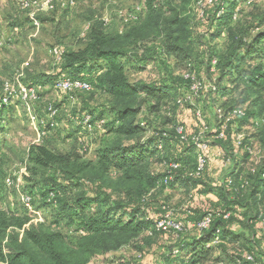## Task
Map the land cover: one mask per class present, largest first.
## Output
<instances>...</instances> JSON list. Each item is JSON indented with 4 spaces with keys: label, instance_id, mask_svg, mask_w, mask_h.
I'll return each mask as SVG.
<instances>
[{
    "label": "trees",
    "instance_id": "1",
    "mask_svg": "<svg viewBox=\"0 0 264 264\" xmlns=\"http://www.w3.org/2000/svg\"><path fill=\"white\" fill-rule=\"evenodd\" d=\"M172 1L143 0L144 20L122 33L108 32L103 25L91 27L83 48L64 53L58 75L40 81L54 87L60 78L90 83L93 89L108 95L111 103L97 117L93 110L84 113L77 118L78 123L84 115L99 121L110 114L112 121L105 120L102 130L106 133L92 160H86L79 147L68 153L56 152L46 145L29 148L31 175L27 182L34 183L39 175L48 174L40 190L44 206L51 211V225L47 226L46 221L34 224L28 216L0 210V264H89L93 258L137 240L144 239L152 246L156 237L170 231L178 234L177 240L164 252L162 264H256L264 260V232H257L264 208V21L247 29H235L229 24L237 20L241 4L248 0H221L211 19L218 22L220 29L211 37L215 40L225 33L226 43L223 50L216 51L210 46L204 48L203 36L195 38L185 13V0L180 9L173 7ZM150 45H156L155 53L160 57L148 53ZM152 63L160 68L159 82H131L130 72H143ZM186 74L195 75L205 84L214 82L217 90H203L194 98L195 105H179L180 99L191 94L193 82L185 78ZM38 82L30 81L31 88ZM238 91L239 106L223 105L218 109L228 113L244 109L242 106L248 103L251 109H244L245 116L238 118L226 139H218L221 125L217 112L211 124L209 108L218 101L229 102ZM3 99L0 98V113L10 106L4 105ZM197 109L202 111V117H197ZM185 112L197 120L192 132L181 120ZM248 122L254 133L237 146L236 138ZM206 127L209 130L205 137L210 141L208 164L196 177L191 175L197 163L192 139ZM54 129L48 123L45 131ZM80 133L81 124L70 135L78 144ZM255 142L261 144L263 152L261 161L249 169L247 165L254 156L249 149L255 151ZM217 146L224 165L228 161L230 165L218 181H212L207 171L212 148ZM156 163L164 165L166 171L155 173L152 166ZM171 163L180 168L171 173L168 189H184L192 202L208 194L218 199L209 200L203 209H195L191 203L185 207L184 218L179 220L188 230L184 236V230L176 233L156 229L166 205L153 207V196L156 191L168 190L163 181L170 175ZM36 187L31 185L26 193L32 197V204ZM209 213L213 215L211 226L199 231L196 225ZM61 223L73 231L77 227L76 245L56 230ZM248 256L253 261H248Z\"/></svg>",
    "mask_w": 264,
    "mask_h": 264
},
{
    "label": "rangeland",
    "instance_id": "2",
    "mask_svg": "<svg viewBox=\"0 0 264 264\" xmlns=\"http://www.w3.org/2000/svg\"><path fill=\"white\" fill-rule=\"evenodd\" d=\"M169 1V0H166ZM208 3V0H185V13L190 17V27L196 39L203 36V41L216 51L225 47L226 34L223 33L218 39L211 35L219 28L218 22L211 19L216 14L217 7L221 0ZM182 0H173V7H182ZM136 8L140 9V21L145 18L143 0H81L77 7L60 15L45 17L39 27H35L27 12L19 7L18 0H0V98L8 97L9 108L0 113V210L18 216H28L32 223L38 224L46 221L47 226L51 225V211L44 206L41 186L45 184L48 174H41L37 180L27 182L31 175L29 172L28 152L32 145H46L50 149L68 153L77 150L79 147L81 155L86 160L95 157L96 149L101 137L106 130H101L94 137L87 136L88 144L86 152H82L75 137L70 136L78 129L77 118L89 110L97 113L110 106V98L99 89H93L89 93L78 92L66 95L58 91L50 82L44 85L43 79H49L58 75L61 64L53 57L54 49L58 48L64 53L77 51L85 45L91 27H103L111 33L124 32L137 23H130L128 15ZM236 21L229 24L235 29H247L251 25L264 21V0H248L243 2L238 12ZM264 31V25L262 27ZM158 45V44H156ZM156 45H150V52L155 57ZM198 48V47H197ZM154 49V50H153ZM172 64V60L171 63ZM132 82L156 83L161 80L160 68L152 63L143 72H130ZM39 81L33 86L36 91L35 98L31 97L30 81ZM208 81V80H207ZM208 85V84H207ZM39 93V95H38ZM239 91L229 102L218 101L211 104L209 116L211 124L216 120V112L220 106L225 108L239 106ZM226 103V105H225ZM50 106H56L58 114L54 130L45 131L40 129V121L49 114ZM244 109H251V103L245 104ZM254 110V107H253ZM188 121L197 122L193 114L186 115ZM105 120L111 123L112 117L107 114ZM240 131V135L248 137L254 133L252 123L248 122ZM69 135V136H68ZM255 153L249 169L261 161L262 147L255 142ZM227 164L224 169H227ZM155 173H163L166 167L159 163L152 166ZM36 184L37 192L34 193V204L31 207L23 201V196L31 185ZM91 191V190H90ZM153 207L165 204L167 210L173 212L172 217L179 221L184 217V209L192 200L184 189L178 191L165 190L156 191L153 196ZM264 205V204H262ZM263 207V206H262ZM264 219V208L262 210ZM261 220V222H262ZM261 222L257 225V232L262 235ZM57 228V229H56ZM56 230L66 235L71 245H76L79 237L75 231L77 227H69L61 223ZM74 232V233H73ZM183 236L188 230L183 231ZM177 235L170 231L153 240V245L148 246L144 239L137 240L129 246L109 253L107 255L93 258L89 264H162L166 249L177 240ZM264 261V260H263ZM261 262L256 264H264Z\"/></svg>",
    "mask_w": 264,
    "mask_h": 264
},
{
    "label": "built area",
    "instance_id": "3",
    "mask_svg": "<svg viewBox=\"0 0 264 264\" xmlns=\"http://www.w3.org/2000/svg\"><path fill=\"white\" fill-rule=\"evenodd\" d=\"M80 1L81 0H18V3L20 9L28 13L29 19L31 20L32 24L35 27H39L41 24V21L39 19L40 17L50 16V15H60L64 12L71 11L77 7ZM213 2L216 1L208 0V3H213ZM139 19H140L139 8L134 9L132 13L128 15V21L132 24L139 22ZM1 30L2 27L0 25V31ZM52 54L56 62L58 63L62 62L64 57V51L56 48L54 49ZM213 65L214 66L216 65V61L213 62ZM212 72H215V69H213ZM185 78L190 79L193 82V84L191 86V94L185 96V98L180 99L178 101V104L181 106L185 103H190L191 105H195L194 98L199 97L200 93L205 89H209L212 92H215L217 90L216 84L214 82H209L207 85L204 82L197 80L195 75H191V74H186ZM55 88L58 91L65 93L66 95H72L78 92L89 93L93 90V87L90 83L82 80H72L69 78L58 79ZM33 89L31 88L29 92L31 94V97L35 98L36 91ZM8 100H9L8 97H4V99L2 100L3 104L8 105L7 104ZM48 112L49 114L47 116V120L43 119L40 121L41 130L43 128L45 130L46 125L48 123L51 124L52 128L56 127V117L58 111L54 109L53 106H50ZM196 115L197 117H202V111L200 109H197ZM217 116L219 119V123L221 125L220 132L218 133L217 137L218 139L222 140V139H226V134L229 131V129L235 127L238 118L245 116V110L242 108H237L227 113L223 109H218ZM80 124H81V133H80L81 136L78 138V142L82 147V152H86L87 146L85 144V140L87 136H90L98 131H101L104 128L106 121L105 120L94 121L92 116L84 115L82 117ZM208 130L209 129L207 127L204 128L199 134L195 135V137H193L192 139L197 150L196 170L193 174H191L192 176H196V177L201 176L208 164L207 153L210 149V141L205 137V132ZM178 131L180 134H183V128H180ZM182 138L184 139V137ZM244 138H245L244 135L237 136L236 138L237 146H240L242 144ZM159 148L160 149L162 148L161 142L159 143ZM249 152L251 155H256L253 149H249ZM227 164H229V161ZM179 168L180 165L177 163H171L169 165L168 169L170 175L166 177L163 181V185L167 189L169 186V182L172 179L171 173H173V171L178 170ZM228 184L231 185L232 181H229ZM23 201L27 205V207H31L32 197H30L29 195H25L23 196ZM167 209L168 208L166 206L163 207L165 214L163 218L156 223V229L163 231L173 230L176 233L182 232L185 229L184 222L175 221L174 218L172 217V215H174L173 212ZM228 217L229 215L226 216V218ZM212 221H213V215L212 213H209L204 217L202 221H200L196 225V228L199 231L207 230L211 226ZM261 228L262 231L264 232V219L261 222ZM247 260L253 261V258L251 256H248Z\"/></svg>",
    "mask_w": 264,
    "mask_h": 264
},
{
    "label": "crops",
    "instance_id": "4",
    "mask_svg": "<svg viewBox=\"0 0 264 264\" xmlns=\"http://www.w3.org/2000/svg\"><path fill=\"white\" fill-rule=\"evenodd\" d=\"M133 73H136V72H133ZM133 83H135V82H133ZM188 113L189 112L183 113V115L181 116V118H182L181 120L185 124V126L187 127L188 131L192 132L194 123H192V121H188V117H186V115ZM99 132H97V135ZM95 135L92 134L90 136L94 137ZM86 143H87V148H89L90 145L88 144V139H86ZM225 166L226 165H224V162H223V154L221 152V148L218 146L212 148V152L210 155V164H209V168L207 171L208 179L212 180V181H218V179L222 175V172H223ZM209 200L214 201V202L218 201L217 197L214 194H208V195H201V196L197 197L195 199V201L192 202L190 205L195 209H203L207 206V203Z\"/></svg>",
    "mask_w": 264,
    "mask_h": 264
}]
</instances>
